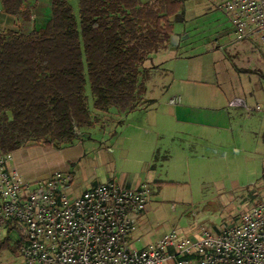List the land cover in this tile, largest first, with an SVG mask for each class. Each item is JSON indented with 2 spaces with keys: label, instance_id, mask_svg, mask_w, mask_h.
Returning <instances> with one entry per match:
<instances>
[{
  "label": "trees",
  "instance_id": "obj_1",
  "mask_svg": "<svg viewBox=\"0 0 264 264\" xmlns=\"http://www.w3.org/2000/svg\"><path fill=\"white\" fill-rule=\"evenodd\" d=\"M37 1L0 0L17 18V29L0 31L4 154L91 140L84 133L104 127L102 116L111 121L143 107L148 74L160 65L153 60L173 44L185 11L184 0H77L75 13L71 0H52L47 23L24 34Z\"/></svg>",
  "mask_w": 264,
  "mask_h": 264
},
{
  "label": "built area",
  "instance_id": "obj_2",
  "mask_svg": "<svg viewBox=\"0 0 264 264\" xmlns=\"http://www.w3.org/2000/svg\"><path fill=\"white\" fill-rule=\"evenodd\" d=\"M208 1L227 15L236 40L257 39L264 52V0ZM9 161L0 153V234L19 233L26 264H264V198L218 230L202 228L197 239L171 231L137 249L133 216L151 200L148 183L111 179L73 195L69 174L28 183Z\"/></svg>",
  "mask_w": 264,
  "mask_h": 264
},
{
  "label": "crops",
  "instance_id": "obj_3",
  "mask_svg": "<svg viewBox=\"0 0 264 264\" xmlns=\"http://www.w3.org/2000/svg\"><path fill=\"white\" fill-rule=\"evenodd\" d=\"M51 1H37L32 20L22 24L21 30L24 34L30 33L34 28H41L47 23L51 17ZM213 6L208 0H196L189 8L187 16L184 13L181 16L180 21L183 27L176 30L175 25L173 44L165 54L155 58V63H160L159 69L163 74L166 73L167 78H170L165 79V82L162 83L163 88L160 92L163 99L165 93L169 94L167 102L162 103L163 110H160V105L157 107L155 104L152 105V102H147L145 95L148 92V85H146L144 106L125 116L116 117L115 129L113 132H109V136L114 137L122 134L120 131L127 124L143 130L151 127V131L155 127L161 128L168 124L175 130L169 132L171 138L174 137L173 133L177 131L202 136L208 134L209 129L212 130L213 128L231 129L233 120L240 117L237 111L243 108L242 105L235 104L234 101L237 99L244 103L243 106L247 108V111L251 109L264 111L263 107L260 106V102L251 98V93L248 96L227 93L222 88L217 91L210 90L213 81L216 82L219 76L227 77L225 72L216 73L214 71L215 65L222 61L219 54L221 49L226 46H233L232 55L236 56L242 50L251 49L250 41L256 40L251 38L235 42L233 28L227 15ZM4 15L9 16L10 19H6ZM44 21L46 22L44 23ZM188 25L191 27L190 29L187 28ZM15 29H17V18L6 14L0 9V31ZM185 33H187L186 37L189 38V42L185 41ZM256 47L261 51L257 44ZM171 79L172 81H169ZM174 98L178 99L179 102L176 104L171 103V99ZM151 100L155 101V99ZM262 101L264 102V99ZM150 118L154 119L152 123L150 122L151 124L148 122ZM262 118L264 120V117L259 119ZM158 120L160 123H158ZM118 121H121V123H118ZM106 126V124L104 127L101 126L105 134ZM203 129L208 132H203ZM105 134L103 135L104 138ZM157 135H160L159 132H157ZM85 142L87 141H78L75 145L63 149H54L42 145L21 147L9 154L8 168L17 170L28 183L46 181L56 172L69 174L71 182L68 189L73 195H80L85 189L111 179L131 187L146 182L151 188L152 199L146 210L133 216L134 228L130 238L132 246L141 249L152 245L164 234L171 231H176L180 237L192 239L200 237L202 228L206 226L202 220L196 218V216H191V213H194L197 208L195 207L196 201L192 196H182L175 201L169 198L164 191L161 192L159 200L156 198L153 203L152 190L158 193L156 188L158 183L162 182L160 179L162 174L156 170L151 161L143 160L141 166L143 170L137 176L134 172L111 171L102 174L103 178L97 175L88 185H85L84 178H78L75 169L73 170L75 163H79L87 154ZM101 142L106 144V140ZM95 149L99 156L102 152L109 150L103 145ZM173 193L174 190L170 192V194ZM213 199L218 201V197L214 198L213 196ZM168 201H171L174 211L173 216L162 210V203ZM219 226L218 224H212L211 227L214 228L213 230H218ZM19 241V233L12 228H9L5 234H0L1 248L7 247L14 258L17 257L20 260L16 264H26ZM0 264L2 263L0 262Z\"/></svg>",
  "mask_w": 264,
  "mask_h": 264
},
{
  "label": "rangeland",
  "instance_id": "obj_4",
  "mask_svg": "<svg viewBox=\"0 0 264 264\" xmlns=\"http://www.w3.org/2000/svg\"><path fill=\"white\" fill-rule=\"evenodd\" d=\"M71 2L75 13H78L77 0ZM184 2V14L187 16L189 8L196 0ZM4 17L10 19L9 16ZM175 25L176 30L183 27L180 20H177ZM187 28L191 27L188 25ZM184 36L185 41L189 42L187 33ZM250 43L251 49L242 50L236 56L232 55L233 46L221 49L219 54L222 61L215 65L214 71L225 72L227 77L219 76L216 82L213 81L210 90L217 91L222 88L227 93L248 96L251 93V98L258 100L264 109V52L256 47V44L260 47L257 39L251 40ZM153 62H156L155 58ZM159 68L156 67L148 74V92L145 97L148 103L152 102V105L157 107L160 105L162 111V103L167 102L169 98L168 93L164 94V99L160 94L162 83L170 78ZM87 94L89 106L93 109L89 86ZM241 107L243 108L237 111L240 117L233 120L231 129L213 128L209 129V132L203 129L202 131L208 134L202 136L177 131L173 133L172 138L169 132L175 130L168 124L161 127L162 129L155 127L153 131L151 127L143 130L127 124L122 127V134L109 136V132L115 129V118L110 121L108 116H102L103 124L107 125L106 134L100 124L86 130L84 137L89 134L93 141L91 139L85 142L87 154L79 163H75L73 170L75 169L77 177L84 178L85 185H88L97 175L103 178L102 174L111 171L134 172L137 176L143 170V160L151 161L162 174V182L158 183L156 188L158 193L152 190L153 203L156 198L159 200L161 192L164 191L175 201L182 196H192L197 208L191 216H196L211 229H214L212 224H218L219 229L234 222L242 210L264 198V120L259 119L264 117V111H247L245 106ZM153 121L152 118L150 121L148 119L149 123ZM157 132L160 135H157ZM105 140L106 144L101 142ZM100 145L109 150L99 156L95 148ZM172 190L174 193L170 194ZM213 196L218 197V201L213 199ZM162 205L166 214L174 215L171 201L163 202ZM19 261L7 247L0 248L2 264H16Z\"/></svg>",
  "mask_w": 264,
  "mask_h": 264
}]
</instances>
